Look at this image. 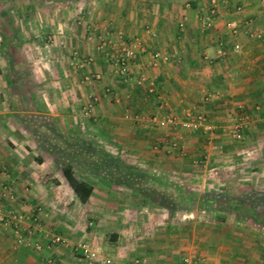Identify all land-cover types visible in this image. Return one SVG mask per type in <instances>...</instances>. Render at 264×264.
<instances>
[{
    "label": "crops",
    "instance_id": "obj_1",
    "mask_svg": "<svg viewBox=\"0 0 264 264\" xmlns=\"http://www.w3.org/2000/svg\"><path fill=\"white\" fill-rule=\"evenodd\" d=\"M2 2L0 182L13 194L7 200L0 188L2 205L22 212L39 206L50 231L70 241L88 239L114 264L140 256L175 264L176 251L203 257L206 264H264V0H217L209 24L201 23L208 0ZM16 5L21 9H10ZM229 16L237 22L235 32L224 25ZM255 29L261 37L251 33ZM116 30L138 37L143 46L126 77L106 59L110 44L104 40ZM153 51L166 58H153ZM141 71L143 80L135 82ZM207 92L212 95L205 98ZM239 110L248 120L236 139L227 126ZM198 112L210 130L152 121ZM83 143L141 175L150 172L151 181H166L173 194L180 186L177 191L207 202L193 200L171 213L155 204L159 209L152 214L160 215L163 229L156 227L165 232L147 237L150 229L141 223L137 233L143 211L118 204L140 194L95 173ZM66 163L92 186L84 202L62 174ZM219 197L242 203L247 217L239 219L237 204L224 207L219 217H192L210 211L209 201ZM176 214L186 219L173 222ZM29 237L44 243L40 233ZM47 256L57 264H85L64 245L47 251L18 244L12 229L0 224V264H45Z\"/></svg>",
    "mask_w": 264,
    "mask_h": 264
},
{
    "label": "built area",
    "instance_id": "obj_2",
    "mask_svg": "<svg viewBox=\"0 0 264 264\" xmlns=\"http://www.w3.org/2000/svg\"><path fill=\"white\" fill-rule=\"evenodd\" d=\"M217 0H208V13L202 19V24H209L211 15L215 11ZM241 9V6L236 4L234 10L238 11ZM181 26L182 23L179 22ZM224 25L230 29L232 32L237 30V22L233 16H229L225 19ZM248 28H246L247 30ZM251 33L255 37H261L262 32L259 29L253 30ZM109 43V49L106 54V59L112 65L114 71L122 77H126L128 71L131 70L135 64L136 60L143 50V46L140 44L138 37L132 36L126 38L123 33L119 30L113 31L112 38L104 40ZM232 50L236 51L239 49V44L237 42L233 43ZM226 49L223 44L220 42L217 48V55L222 57L224 56ZM153 58L162 57L166 58V55L160 54L159 51H153ZM91 57H87L90 59ZM144 78V73L141 71L137 75L135 82H140ZM212 95L210 92L205 94V98H208ZM188 113V112H187ZM189 114V113H188ZM248 120V115L244 110H239L236 112V117L232 123L228 124L227 131L230 133L231 137L240 139L243 136L242 128ZM152 121L155 124L163 127H173L177 124H181L187 128L192 129H201L202 131H208L211 128V124L207 121V117L204 113H195L187 116L185 119L179 120L174 115L168 114L162 117L154 118ZM174 146L175 143H172ZM3 173V169L0 168V174ZM1 194L7 199H13V194L10 190V186L5 182H0ZM35 212H22L16 209L13 205L4 206L0 202V224L9 226L13 233L15 242L18 244L32 246L34 249L41 250L45 248L47 251H52L55 246L64 245L68 247L78 259H81L85 264H114V258L111 255L101 253L96 246L86 239H78L70 241L66 239L63 235L58 232L50 231L42 222L40 212L38 210ZM27 223V224H26ZM40 233L44 237V243L39 239H30L31 233ZM45 264H57L54 263L51 256H47ZM122 264H153V262L148 259L146 256L134 257L128 262ZM175 264H206V261L203 257L193 256L191 254H182Z\"/></svg>",
    "mask_w": 264,
    "mask_h": 264
},
{
    "label": "trees",
    "instance_id": "obj_3",
    "mask_svg": "<svg viewBox=\"0 0 264 264\" xmlns=\"http://www.w3.org/2000/svg\"><path fill=\"white\" fill-rule=\"evenodd\" d=\"M83 145L84 147L81 146V148L82 150H85L86 153H89V158L91 161H93L91 164V169L95 173L101 172L103 175L105 174V176L109 174L119 184L130 187L132 190L138 192L151 203L165 207L169 213H171L174 208L176 209L185 207L179 205V198L198 201L197 198H192L190 193L186 192L185 190L177 191L180 186L174 187L175 194H173V191L170 188H167L168 183L166 181L159 179L157 182L151 181L153 178H149L148 173H142L141 175V172H138L135 167L129 164L122 166L119 165L120 163H118V160H116L112 155L106 153L100 147L90 146L89 148H86V144L83 143ZM61 171L67 184L71 187L78 200L82 202L86 201L88 195L91 192L92 186L86 181L77 179L74 176L70 163L64 164L61 167ZM168 190L171 193L170 195H167ZM200 201L203 203L207 202L206 199H201ZM190 204L191 203L188 202V205ZM252 216L257 217L259 215L257 213H253Z\"/></svg>",
    "mask_w": 264,
    "mask_h": 264
},
{
    "label": "rangeland",
    "instance_id": "obj_4",
    "mask_svg": "<svg viewBox=\"0 0 264 264\" xmlns=\"http://www.w3.org/2000/svg\"><path fill=\"white\" fill-rule=\"evenodd\" d=\"M2 1H3L2 3H4V4H6V2L9 3L8 0H2ZM16 3H17V1H15V4ZM10 9L11 10L14 9L16 11L17 9H21V8L17 7V5H16L14 7L11 6ZM11 10L9 12H12ZM21 12H22V10H21ZM18 13H19V11H18ZM148 173H150V172H148ZM128 190L131 192L130 189H127V191ZM193 191L195 192L196 190H193ZM128 195H129V197L124 198V200H126V202L125 201L119 202L118 205L129 206V207L132 206L134 208L136 206L137 208H139L140 211H143L144 214H142V216H139V218H138V220L141 221V222H139L140 226L138 225L139 227L136 228V232L137 233L141 232V229H142V227H141L142 224L141 223L145 224V226L150 229V231L149 230L145 231L147 233L143 234V235H148L147 237H152L153 238L154 235L156 234V232H159V233L165 232L164 230L161 231L163 229V227H162L163 223H161L162 221L161 222L158 221L159 220L158 217H160V215L156 216L155 213L152 214V212L156 211L155 210L157 208L156 205L151 203L149 200H147L146 198L142 197L141 195H138L137 198H135L133 196V194H131V193L128 194ZM179 199H180L179 205H181V206L187 205L188 202L189 203H193L192 200H186L185 198H179ZM114 200H116V199H114ZM236 204L238 205V209L237 210L241 211L240 212L241 213L240 214L241 218L239 217V219H241V221H243V219H245L243 217L246 216V210H245L243 204L238 202V201H236L233 198H227V197H219V198H216V199H211V201H209V208H211L210 211H204L203 213H201V215L200 214H193L192 217H200V219H202V217L205 216V217L210 218V217H212L211 213H213V215L217 214L218 215L217 217H219V215L225 214L224 211H223L224 207H227V206H230V205L234 206ZM233 206H232V208H233ZM157 209H159V208H157ZM185 216L186 217H191L188 214H186ZM171 219H172L173 222L180 223V222H183V220H185L186 218L184 219V216L182 214H176L173 217H171ZM112 222H114V221L112 220ZM237 225L239 226V224H237ZM240 225H243V223H240ZM156 226H159L158 228H162V229H158ZM154 227H156V228L154 229ZM240 227H242V226H240ZM261 229H263V228H261ZM148 232L150 234H148ZM175 253H176L175 255L181 256L180 254H178L179 251H176Z\"/></svg>",
    "mask_w": 264,
    "mask_h": 264
}]
</instances>
